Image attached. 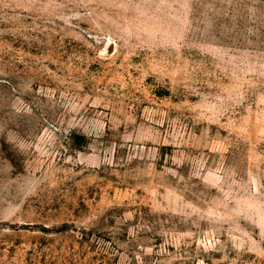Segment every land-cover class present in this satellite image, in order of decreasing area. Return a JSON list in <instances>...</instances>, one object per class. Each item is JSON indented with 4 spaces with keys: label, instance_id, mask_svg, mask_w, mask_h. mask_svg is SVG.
<instances>
[{
    "label": "rangeland",
    "instance_id": "374dc122",
    "mask_svg": "<svg viewBox=\"0 0 264 264\" xmlns=\"http://www.w3.org/2000/svg\"><path fill=\"white\" fill-rule=\"evenodd\" d=\"M0 264H264V0H0Z\"/></svg>",
    "mask_w": 264,
    "mask_h": 264
}]
</instances>
